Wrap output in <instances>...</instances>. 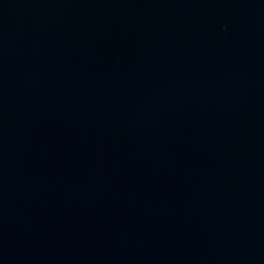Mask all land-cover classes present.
Masks as SVG:
<instances>
[{"label": "water", "instance_id": "1", "mask_svg": "<svg viewBox=\"0 0 264 264\" xmlns=\"http://www.w3.org/2000/svg\"><path fill=\"white\" fill-rule=\"evenodd\" d=\"M0 264H264V0H0Z\"/></svg>", "mask_w": 264, "mask_h": 264}]
</instances>
